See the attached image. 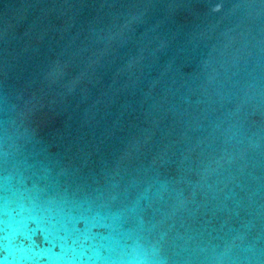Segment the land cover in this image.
Masks as SVG:
<instances>
[{"label": "water", "instance_id": "water-1", "mask_svg": "<svg viewBox=\"0 0 264 264\" xmlns=\"http://www.w3.org/2000/svg\"><path fill=\"white\" fill-rule=\"evenodd\" d=\"M0 264H264V0H0Z\"/></svg>", "mask_w": 264, "mask_h": 264}]
</instances>
